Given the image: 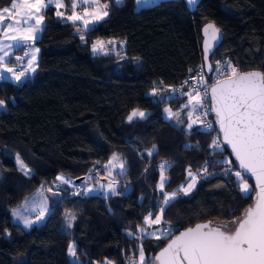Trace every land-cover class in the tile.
Masks as SVG:
<instances>
[{
	"label": "trees",
	"instance_id": "16d2710c",
	"mask_svg": "<svg viewBox=\"0 0 264 264\" xmlns=\"http://www.w3.org/2000/svg\"><path fill=\"white\" fill-rule=\"evenodd\" d=\"M13 1L0 0V10ZM101 1L108 3L107 18L90 29L60 19L54 6L44 9L36 73L22 83L0 79L5 101L0 109V264H74L71 243L87 264H129L139 259L141 246L146 264H153L170 239L144 237L141 228L149 230L144 218L151 212L154 220L163 207L162 194L190 180H197L195 190L177 192L162 215L163 228L168 222L178 229L171 239L197 223L230 225L254 204L256 193L242 198L235 176L225 175L229 167L240 171L232 153L225 145L222 153L210 147L220 136L213 112L211 131L193 124L191 107H184L188 96L174 88L204 69L202 28L210 22L224 34L211 56L214 68L230 61L241 73L264 72V0H202L195 12L184 0H162L140 10L136 0ZM96 41L125 43V52L94 56ZM87 60L94 75L85 74ZM205 80L212 83L214 76L205 73ZM167 108L174 114L170 119ZM135 110L148 116L127 122ZM113 155L126 168L117 178V194L73 193L69 183L55 189L61 175L70 182L83 178L79 186L103 180ZM17 156L31 170L28 175ZM223 160L232 164L219 163ZM164 162L171 166L164 169L167 182L161 191L158 166ZM47 185L62 197L48 196L46 221L27 231L13 220L12 210Z\"/></svg>",
	"mask_w": 264,
	"mask_h": 264
},
{
	"label": "snow or ice",
	"instance_id": "6c2138e0",
	"mask_svg": "<svg viewBox=\"0 0 264 264\" xmlns=\"http://www.w3.org/2000/svg\"><path fill=\"white\" fill-rule=\"evenodd\" d=\"M118 5L123 3V0H114ZM141 0H137L140 3ZM189 4H195L196 0H187ZM71 3V0H70ZM96 3V0H80V4L85 6L84 15L76 13L75 9L77 5L72 3L73 13L68 16L67 19L73 21H81L84 27L89 24V19L85 17L90 16L93 19H102L101 13L97 11L88 12L87 8L92 7ZM55 6L57 8L62 7L61 0H14L11 5V9L15 10V15L23 13L20 20H15L6 26L0 24V30L4 27L12 30L19 35L7 36L6 39H11L17 43L23 40L35 39L34 33L41 31L38 27L44 17L37 15L41 9ZM103 7H107L104 5ZM35 8L36 12L32 9ZM9 8H4L0 12V21L4 20V13H9ZM57 16H63V13L57 12ZM108 15L105 11L103 16ZM212 28L215 33L214 25L209 24L205 28V33L208 29ZM83 40L84 37L81 36ZM101 43L102 42H98ZM8 47H12L8 45ZM97 45H93V51H96ZM207 51V48L205 49ZM4 51V47L0 46V52ZM39 51V49H35ZM5 55L7 53L5 52ZM4 59L0 56V61ZM19 59V58H17ZM33 60L35 57L33 56ZM207 59V58H206ZM28 67L32 68V61L28 63ZM208 71H215L217 73V79L209 84L204 80L203 68H201L199 75V86H192L193 91L186 92L183 89H175L182 95L188 96V101L184 105L185 108L191 107L188 112V117L191 118L192 114L199 112L202 116H207L210 112L215 113L216 124L219 125V132L222 136H217L210 145V147L216 149L219 152L224 151L223 145L230 146L232 154L235 156L240 171H235L233 167H229L225 171V175H231L234 173L237 183L240 188L242 198L249 199L253 192L256 193V199L253 206L244 210L243 214L239 218H234L231 221L232 225H235L234 230L229 229V224L220 222L213 224L212 221L207 223H197L194 227H188L183 231H180L178 236L174 239L171 237L178 229H173L171 224H167L166 228L158 229L155 231H148L147 228H141V233L144 237L157 239H170L166 247H163L159 255L152 258L153 261H158L159 264H264V72L252 71L240 73L231 62H227L226 68H221L219 62L216 67L213 68L211 64L207 65ZM8 72H13L11 68L7 69ZM191 71V70H190ZM17 81L20 80L24 72L19 74L13 73ZM0 78H3V73L0 72ZM187 84L188 81H185ZM201 87L203 88L204 95H200ZM206 104H211V107H205ZM5 106V101L0 99V107ZM169 115H174L169 109H165ZM143 116L144 113H140ZM131 119V117H129ZM199 120V116H197ZM182 122V121H181ZM196 123V120L192 121ZM206 129H212V122L203 121ZM190 129L192 124H188ZM155 149V146H153ZM148 156L153 155V151H148ZM19 164V168L25 175L29 174V169L24 162L16 157ZM116 159V156H113ZM219 163L231 165V160H223ZM168 162L161 163L158 167L160 170V185L163 189L166 183L164 176V169L170 167ZM123 170V164L120 165ZM207 171V168H205ZM189 176H193V173L189 170ZM254 178L255 187L248 184L245 176ZM64 183H70L63 177ZM194 186L189 184L187 188L181 186L172 193H163L162 204L163 207L158 209L159 215H156L155 219H151L152 213L144 218L146 225L160 224L162 215L167 206L175 199L177 192H183L187 194L190 188ZM103 187V186H102ZM111 188V186L109 185ZM258 189V191H257ZM115 192V189H111ZM14 215H18L14 211ZM24 219L26 227H31L34 223L31 220ZM74 217H70L68 227H71V220ZM70 256H76L74 246H69L68 249ZM139 262L131 260L129 264H145L144 249L141 246L139 248Z\"/></svg>",
	"mask_w": 264,
	"mask_h": 264
},
{
	"label": "rangeland",
	"instance_id": "374dc122",
	"mask_svg": "<svg viewBox=\"0 0 264 264\" xmlns=\"http://www.w3.org/2000/svg\"><path fill=\"white\" fill-rule=\"evenodd\" d=\"M160 1H162V0H141L140 3H137V0H136L135 9L136 10H140L142 8L152 7V6L156 5L157 3H159ZM61 2H62V5H63L62 7L57 8V7L54 6L57 9V12L59 11V12L63 13V10L66 9L67 7H69V12H70L69 14L72 15V13H73L72 3H75L77 5V7L75 9L76 13L79 14V15H82V16L84 15L85 6L80 4V0H71L70 6H67L66 0H61ZM123 2H124V0H123ZM45 3H47V0H45ZM104 5H107V7L106 8L103 7ZM8 8L10 9V12L9 13H4L3 15H4L5 18H4L3 21H0V24H3L5 26L7 24L15 21V20H20L22 15H23V13H21L20 15H15L14 14L15 10H12L11 6L8 7ZM44 9H46V8H44ZM44 9H41L36 14L37 15H42V12H43ZM97 10L101 13L102 19H98L97 20V19L91 18L90 16L85 17L86 19H89V24H88L87 27H84L82 25V22L79 21V20L73 21V20L67 19V17H65L64 14H63V16H58V17L60 19L64 20V21H67V22L71 23V24H79L80 26H82L85 29H90V28L94 27L96 24H98L99 22H101V21H103L104 19L107 18V15L103 16V12L106 11L108 13V3H105V2H103L101 0H96V3L92 7H88L87 8L88 12H93V11H97ZM32 11L36 12V9L33 8ZM0 12H2V10H0ZM70 15H68V16H70ZM38 27H40L42 29L41 31H43L44 19H43L42 23ZM1 31H3V30H0V34H2ZM8 32L13 33V35H19V33H15V32H13L10 29H8ZM37 33L38 32L34 33V36L37 35ZM82 35H83V33H82ZM34 42L35 41H33V40H28V41H24L23 40L22 42H20V44L16 42V47L17 48L22 47V50H28V49H31L33 47ZM98 42H102V44L98 43ZM94 44L97 45L96 51H93V55L94 56H100V55L107 54L104 41H96ZM109 47H112V49L114 50V54H122L124 52L123 51V47L121 45H119L118 43H115L114 45L109 46ZM109 47H107V48H109ZM4 52H5V50H4ZM10 53H12V50L7 52L8 56L5 55V53H4L5 56H3V54L0 52V56L5 57V59H6V57L11 56ZM5 59L0 61V72L3 73V78L5 80L17 83L18 81L15 79V75L13 74V73L18 74L17 71H16L17 69H15L14 66L7 67V64H6L7 60L5 61ZM8 68H11L13 70V72H8L7 71ZM85 74L87 76L95 74L94 70L92 69L91 63L88 60L85 63ZM215 74H216V72H215ZM0 79H2V78H0ZM20 79L25 80L24 77H21ZM77 84H78L79 91H80L81 90V85H82V79H79ZM1 108H3V107H0V109ZM167 109H169V108H167ZM170 112H171V110H170ZM140 113H144V115L140 116L139 115ZM147 116H148V112L147 111L135 110L129 115V117H131V119H129V117H128L127 118V122H132V121H135V120H138V119H145ZM165 117L167 119H170L171 115H169V113L165 111ZM113 156L110 158V160L106 164L107 165V174H106V176H105V178L103 180H99L97 183H93L92 181L91 182L87 181L83 185H80V192H73V193H81V192L84 191L86 193H92V194H104V195L117 194L118 190H119V184L117 182V178H118L119 175H122V174L125 173L126 168L124 166L123 161L118 156L115 155L116 159H113ZM121 163L123 164V170H121V167H120ZM27 169H29V168H27ZM30 172H31V170L29 171V173ZM164 176H165V174H164ZM60 177H63L65 179L69 180L65 176L61 175ZM191 177H195V175L193 174V176H191ZM165 178H166V182H167V177L165 176ZM59 180H60L59 181L60 183L68 185V183H64V181L62 179H59ZM189 184H193L194 186H192L190 188V190L187 192V194H184L183 192H180V195H189L190 193H192L195 190V188H196L197 180H190L184 187L187 188L189 186ZM109 185L111 186V188L109 187ZM159 185H160V180H159V183H158V188L161 191H163L164 187H163V189H161L159 187ZM111 189H115V192H113ZM48 196H52V198L54 200H59L62 197L61 192L55 191L52 185H47L45 187H42L41 189H39L35 193V195H33L32 197L28 198L24 202L23 205H21L20 207H17V208L12 210L13 220L16 223L20 224L27 231L31 230L32 228H34L36 226H40L42 223H44L46 221V219H47V217H48V215L50 214V211H51V208L49 206ZM14 211L16 213H18V215H14ZM21 217L26 218L28 220H31L34 223L32 224L31 227H26L25 224H24V219H22ZM232 226L233 225H229V228L232 227ZM148 228H149L148 231H155V230H158V229H162L163 228L162 220H161L160 224H150L148 226ZM71 246L75 247V244L71 243ZM144 256H145V254H144ZM69 258H70L71 262L74 263V264H87V263H84L83 261H81L78 258L77 254L74 257L69 255ZM137 262H139V259L137 260ZM146 262H147V258L145 256V264H146ZM102 264H114V263L104 262Z\"/></svg>",
	"mask_w": 264,
	"mask_h": 264
},
{
	"label": "crops",
	"instance_id": "0c3cea01",
	"mask_svg": "<svg viewBox=\"0 0 264 264\" xmlns=\"http://www.w3.org/2000/svg\"><path fill=\"white\" fill-rule=\"evenodd\" d=\"M69 13H70L69 12V7H67L66 9L63 10V14H64L65 17H68V15H70ZM1 33L2 34H0V46L4 47V50H5L6 53L8 51L12 50V53H10L11 56L6 57V59L4 57L5 61L7 60V63H6L7 67L14 66V68H15V66L18 63H20L21 65L26 67V69L28 71V76L27 77L30 78L37 71L38 61H39V56H40V49H39V47L36 46V41L41 37L42 31H39L37 33V35H35V39H33V41H35L34 45H33V47L31 49H28V50H22V47L17 48L16 47V41L11 40V39H6V35L7 36H12L13 35V33L8 32L7 27H4L3 31H1ZM24 41H28V40H24ZM104 43H105V48L106 49H107V47L112 46L115 43H118L119 45H121L123 47V51L125 52V48H126V44L125 43L117 42V41H104ZM8 45H11L12 47H8ZM35 49H39V51H35ZM5 52L4 51L1 52L3 54V56H5L4 55ZM33 56L35 57L34 60L32 59ZM17 58H19V59H17ZM30 60L32 61V68H34L35 71H32L28 67V63H29ZM2 79H4V78H2ZM23 81H24L23 79H20L17 83H22ZM60 184H62V183H60ZM33 195H35V194H33ZM32 196H30V197H32ZM30 197H28V198H30Z\"/></svg>",
	"mask_w": 264,
	"mask_h": 264
},
{
	"label": "water",
	"instance_id": "95a60500",
	"mask_svg": "<svg viewBox=\"0 0 264 264\" xmlns=\"http://www.w3.org/2000/svg\"><path fill=\"white\" fill-rule=\"evenodd\" d=\"M185 1V3H186V6H187V8H188V10L189 11H191V12H195L196 10H197V7H198V5L201 3V1L202 0H196V3L195 4H189L188 2H187V0H184ZM209 24H211V25H214V28L216 29V30H218V31H216L215 33L213 32V29L212 28H209L208 29V32L207 33H205V28L209 25ZM202 36H203V42H202V50H203V54H204V69H205V72H206V74H207V76H212V74H213V72L214 71H212V72H210V71H208V67H207V65L208 64H211L212 65V62H211V56L215 53V51L222 45V43L224 42V34H223V32L214 24V23H212V22H210V23H208V24H206L203 28H202ZM207 48V51L205 50ZM207 58V59H206ZM213 66V65H212ZM214 68V67H213ZM213 114H214V121H216V117H215V113L213 112ZM215 124H216V122H215ZM216 126H217V128H218V130H219V125L218 124H216ZM220 133V132H219ZM220 136H222V133H220ZM227 148H228V150L232 153V150H231V148H230V146H228V145H226V144H224ZM233 155V154H232ZM234 156V155H233ZM234 158H235V156H234ZM235 160H236V158H235ZM236 163H237V165H238V162L236 161ZM239 167V166H238ZM240 170V169H239ZM245 178H250V179H252L254 182H255V180H254V178H252V177H249V176H245ZM84 181V179L83 178H81V179H78V180H76V182L77 183H81V182H83ZM258 190V189H257ZM256 199V194H255V196H254V200ZM209 222V221H208ZM203 223H207V222H203ZM214 224V223H213ZM230 225H232V224H230ZM194 227V226H193ZM234 228H235V225H233L232 227H230L229 229H227V230H234ZM185 230V229H184ZM183 231V230H182ZM180 234V232L177 234V235H175V236H178ZM175 236L172 238V239H174L175 238ZM170 242V241H169ZM168 242V243H169ZM166 246H167V244H166ZM165 246V247H166ZM160 251H162V249L160 250ZM159 251V252H160ZM159 252L156 254V256L157 255H159ZM153 264H159V262L158 261H154L153 262Z\"/></svg>",
	"mask_w": 264,
	"mask_h": 264
},
{
	"label": "built area",
	"instance_id": "2783aa9c",
	"mask_svg": "<svg viewBox=\"0 0 264 264\" xmlns=\"http://www.w3.org/2000/svg\"><path fill=\"white\" fill-rule=\"evenodd\" d=\"M116 45H117V44H116ZM106 53H107V54H114V50L112 49V47H109V48L106 49ZM231 64H232V63H231ZM226 65H227V62L224 63L223 68H226ZM15 69H17L16 71H17L18 74H19L20 72H24V75L21 76V77H24L25 80L29 79V77H27V76H28V71H27V69H26L25 66L21 65L20 63H18V64L15 66ZM237 69H238V71L240 72L239 68H237ZM200 70H201V68L198 69L195 73H193L191 76H189V77L186 79V81H188L187 84L184 82L182 85H179V86H177V87L174 88V89H183V90L186 91V92H191V91H193L192 86H199V75H198V73L200 72ZM203 72H204V80H205V73H206V72H205L204 69H203ZM240 73H241V72H240ZM212 76H214V80H213V82H214V81L217 79V73L215 74V71H214L213 74H212ZM205 81H206V80H205ZM213 82H212V83H213ZM209 84H211V83H209ZM176 92H177L178 94H181V93L178 92V91H176ZM200 95H201V96L204 95V91H203V88H202V87H201V90H200ZM205 107H209V104H206ZM197 116H199V120H197ZM191 120H192V121L196 120V123H193V124H197V125H201V126H203V129L206 130V131H211V130L213 129L214 124H213V122L211 121L209 114H208L207 116H202V115H200L199 112H195V113L192 114V116H191ZM203 121H210V122H212V129H211V130L206 129L205 126H204ZM233 176H235L234 173H233ZM63 187H64L63 184H58V185L55 187V189L60 190V189H63ZM69 188H70L73 192H80V186H79V183H77L76 181H72V182H70V183H69Z\"/></svg>",
	"mask_w": 264,
	"mask_h": 264
}]
</instances>
